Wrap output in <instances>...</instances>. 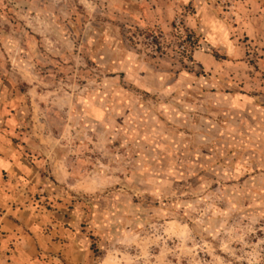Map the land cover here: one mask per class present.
I'll return each instance as SVG.
<instances>
[{
  "label": "clouds",
  "instance_id": "1",
  "mask_svg": "<svg viewBox=\"0 0 264 264\" xmlns=\"http://www.w3.org/2000/svg\"><path fill=\"white\" fill-rule=\"evenodd\" d=\"M0 264H264V0H0Z\"/></svg>",
  "mask_w": 264,
  "mask_h": 264
},
{
  "label": "rangeland",
  "instance_id": "2",
  "mask_svg": "<svg viewBox=\"0 0 264 264\" xmlns=\"http://www.w3.org/2000/svg\"><path fill=\"white\" fill-rule=\"evenodd\" d=\"M0 111H3V109H2V108H0Z\"/></svg>",
  "mask_w": 264,
  "mask_h": 264
}]
</instances>
